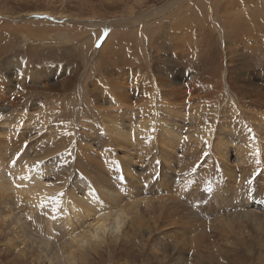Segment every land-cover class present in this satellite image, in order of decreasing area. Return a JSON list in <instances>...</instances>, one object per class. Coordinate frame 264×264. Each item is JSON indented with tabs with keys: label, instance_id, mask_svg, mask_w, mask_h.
Here are the masks:
<instances>
[{
	"label": "rangeland",
	"instance_id": "rangeland-1",
	"mask_svg": "<svg viewBox=\"0 0 264 264\" xmlns=\"http://www.w3.org/2000/svg\"><path fill=\"white\" fill-rule=\"evenodd\" d=\"M162 1L152 0L140 6L137 0H57L56 3L0 0V141L7 152H12L9 157L2 151L0 158L6 159L4 167L8 166L6 168L10 170L6 169V174L12 171L19 176V183L8 178L12 190L0 187V210L4 208L1 204L4 198L17 200L12 214L22 215L36 224L44 221L38 228L45 239H50V235L55 237L54 230L45 229L49 227L50 216V219L47 216L37 220L35 216H41L42 205L38 202L25 204L24 200L29 202L28 198L34 200L35 197L36 200L37 196L23 190L29 191L38 183L63 184V188L67 184L71 185L70 195L77 192L84 200L87 193L97 194L99 201L107 203L98 187L105 182L104 187L121 197L123 202L139 201L142 226H131L130 222L127 229L121 227L117 243L103 245L99 248L100 255L93 252L88 264H264V147L255 144L264 140V136L259 137L251 131L255 145L252 141L250 145L245 143L246 157L241 160L235 148L229 151V159L233 156L230 165L239 170L237 173L241 170L254 172L258 168L251 180L253 191L239 194L237 190L236 195L229 197L220 194L227 187L232 190L235 180L225 175L230 172L219 165L222 163L220 157L210 158L206 168H200V164L189 173L184 170L186 162L179 163L178 159L173 164L174 169L169 171L163 160L156 159L151 164L148 158L149 148L161 151V136L154 137L148 145L139 144L135 149L129 144L121 150L119 145L126 144L115 141L121 139L115 129L127 134L131 141L136 140L137 114L146 118L145 114L151 109L159 108L158 103L150 100L154 89L158 90L165 105H169L168 109L174 103L197 108L204 105L211 114L217 107V120L225 123L223 118L226 116L232 118L228 121L230 126L245 124L247 130L257 127L255 124L260 119L264 123V0H254L258 4L248 9L243 0H200L203 10H199L194 1L187 0L188 5H192L187 7V13L200 11V17L186 26L182 51L174 53L166 45L157 53L148 45L149 49L142 53L138 45L144 37L139 30L136 35L134 26L123 24V20L157 7ZM113 3H118L119 7ZM238 5L240 10L236 8ZM130 7L134 14H128ZM55 10L65 12L64 16H49V12L56 13ZM237 10L245 20L250 10L256 12L260 24L253 28L255 33L252 31L251 36L238 29L230 31L228 25L238 14ZM73 18L87 19L90 25H83ZM37 21L51 23L39 30L32 25ZM155 21L159 22L158 19ZM93 22H102L103 27L91 25ZM143 25L141 22L135 27ZM66 31L64 39L60 33ZM123 33H128V37H123ZM79 38L80 41L95 39L80 48ZM107 38L111 41L109 45ZM31 44L41 51V56L35 55L36 60L28 49ZM67 48L70 52H65ZM117 48L122 50H118L121 56L117 54L121 60L112 62L113 51ZM55 49L58 53L63 50L60 57L49 56ZM3 50L6 53L1 57ZM195 54H199L198 60L193 57ZM98 62L102 69L97 66ZM147 68L152 77H147ZM154 82L157 85L152 88ZM142 85L150 88L144 99L137 95ZM215 99L221 102L216 105ZM231 105V113L225 115L224 108H231ZM244 114L251 117L245 118ZM239 133L236 128L231 132L233 140ZM177 150L181 151L179 144ZM24 151L27 154L24 162L29 165L23 162L20 168L17 159ZM12 159L16 160L15 165L11 163ZM36 160L43 163L34 167ZM87 166L91 167V173ZM22 174L34 179L24 178ZM61 191L62 188L58 192ZM150 202L155 206L166 203L180 212L184 205L187 210L181 213L163 210L158 217L152 206L147 205ZM243 209L256 212L257 219L252 215L247 220L239 216L243 221L235 219L231 227L217 228L220 220L214 213L228 218L244 212ZM80 210L77 214L84 213ZM74 214L71 217L77 223ZM92 214L87 217L90 221L94 219ZM2 229L0 225V264H42L32 260L31 254L26 256L19 250L16 232ZM35 251L41 253L38 247Z\"/></svg>",
	"mask_w": 264,
	"mask_h": 264
},
{
	"label": "bare ground",
	"instance_id": "bare-ground-1",
	"mask_svg": "<svg viewBox=\"0 0 264 264\" xmlns=\"http://www.w3.org/2000/svg\"><path fill=\"white\" fill-rule=\"evenodd\" d=\"M55 1H57V0H46V2H49V3H54ZM66 1L70 2L71 0H66ZM151 1L152 0H137L138 5H140V6H142L143 4H146L148 2H151ZM191 1H194L195 5L198 7L199 10H203L202 2L200 0H190V2ZM243 1L245 2V6H247V9L253 7L255 5V3L258 4V2L254 1V0H243ZM72 2H73V0H72ZM162 2L163 3L157 7L154 6V7H151L149 9L143 10V12H141L140 14L136 13L138 15H136V14L134 16L131 15L127 20L126 19L123 20L124 21L123 24H125V25L129 24L131 26H134V29L136 30V35H137L138 30H139L141 32L142 36L144 37V38H142V42L140 43V46L138 45V47L142 50L141 51L142 53L146 52V50L149 49V47L154 49L155 51L157 50L158 51L157 53H159L163 50V47L165 48L166 45H168L170 47V49L172 50V52H174V53L175 52H181L183 49L184 41L186 39V35H187V34H185V33H187V32H185L186 26H189V24L192 22V20L195 19L196 17L197 18L200 17V15H199L200 11H198L194 14L189 13V12L187 13V7L188 6L192 7L191 3L188 5L187 0H163ZM64 4H66V3H64ZM112 5L119 7L118 3H116V4L113 3ZM34 6H32V7H34ZM37 7H38V5H36L35 8H37ZM39 7H41L40 4H39ZM236 8L238 10H240L239 8H241V7L238 5V6H236ZM29 12L38 13L41 11L40 10H35V11L29 10ZM130 13L134 14L131 7H130V10H128L129 15H130ZM50 14H51V17H53V18L55 15H59L58 17H62V16H64L65 12L58 10V11H56V13L49 12V16H50ZM23 17H25V16H23ZM246 18H247L246 20H248L250 22V24H249V22H246L245 16H243L238 11V14H236V17H232L231 18L232 21H231L230 25H228L230 28V31L238 29V30L244 32L246 35L251 36L254 32L253 28L258 26L260 24V22L257 20V14L254 10H250L248 16L246 15ZM155 19H158L159 22L155 21ZM73 20L81 22V23H83V25H86V24L90 25V23L87 22L88 21L87 19L73 18ZM243 20H244V23H241V21H243ZM141 22H144L143 26L135 27V25L139 26V24ZM145 22H146V24H145ZM49 23H51V22L50 21H37L36 23H32V25L35 26L36 28H39V30H41L43 28L48 27ZM99 23H100V25H99ZM155 24H157V25L155 26ZM43 25H45V27ZM91 25L101 26L103 24H102V22H96V23L93 22V23H91ZM101 27H103V26H101ZM136 28H138V29H136ZM192 30H194V29H192ZM238 30H237V32H238ZM67 33L68 32L66 31L65 33H60V34L65 39V36L67 35ZM38 34L41 35V33H38ZM99 34L100 33H98L95 38H97L99 36ZM189 34H190V32H189ZM40 35H37V37H41ZM123 35H124L123 37H125V38L128 37L127 36L128 33H125V34L123 33ZM70 37H72V36H68V38H70ZM72 38L74 39V37H72ZM109 38L111 39V35ZM109 38H107V39H109ZM137 38L139 39V36ZM80 39L81 38H79V41H80ZM94 39L91 38V39L81 40L80 41V44H81L80 48H84V46L86 47V44H88L89 41H91V40L93 42ZM110 39H109L108 43L106 42L107 45H109V43L111 42ZM104 44H105V42H104ZM104 44H103V46H104ZM148 45H149V47H148ZM102 48L103 47H101V49ZM28 49H31L32 54L31 53L30 54L33 56L34 60H36L35 55L41 56V51H39V49L37 47H35V45L31 44ZM32 49H33V51H32ZM68 50L70 52L69 48H67L65 50V52H68ZM118 50L122 51L120 48H117L113 51L115 54H114L113 59L111 60L112 62H116V60L119 58L117 56V54L120 55V53H118ZM5 53H6V51H4V50L1 51V57L4 56ZM62 53H63V50L60 51V53H58L57 50L55 49V51H52L49 53V56L60 57V55H62ZM123 55H124V53H123ZM125 56H127V55H125ZM193 57L195 59L197 58V60H198L199 54H195ZM120 58H119V60H121ZM201 62H202V60H201ZM105 63L107 64V61ZM194 63L198 65L199 61H197V62L195 61ZM103 65H104V63H103ZM97 66L100 69H102V67H103L99 62L97 64ZM147 77L148 78L152 77L149 68H147ZM222 77H224V74H222ZM222 81H223V78H222ZM156 85L157 84L155 82L152 83V88H155ZM118 89H120V88H118ZM149 89L150 88H148L147 86L142 85V88L138 89L139 92L137 95L139 96V98L144 99L145 98L144 95L147 94ZM230 96L231 95L228 94V97H230ZM150 100L153 101L154 103H158L159 105L154 104V106L157 105V106H159V108L151 109L150 113L145 114L146 118H144V115L141 113L137 114V117H136V120H137V137H136V140L134 139L135 143L133 141H131V139L127 136V134H124L121 131H116L115 128H112V130L115 129L116 134L121 136L120 137L121 139L115 140L116 143L118 144V142H119V143L126 144L124 146L119 145V148L121 150L125 146H130L129 144L132 145L133 149L139 148V144L148 145L153 140H155L156 136H161V151H157V149L149 148V152H148L149 157L148 156L147 157L149 158V162H151V164L153 162H155L156 159L163 160L164 164L167 165L166 169L171 171L174 169L173 164H176L178 162V159H179V161H180L179 163L186 162V168L184 170H185V172L187 171L189 173V172H191L192 169H193V171L196 170L198 165H200V164H201L200 168H206L207 164L209 163L210 158L217 156L218 158L220 157V159L222 161V163H219V165L224 167L225 169H227L230 172V173H227L225 175H228V177L231 176L233 181L235 180V187L232 190L229 187H227L226 190L224 191V193H222L220 195L225 196V197H229L231 195H236L238 193L237 190L240 192L239 194H242V193L247 194V193H250L251 191H253L254 187L251 184V180L253 179V176L255 175L254 173L258 168L254 172H246V170H241V173H237V171H239V170H236L235 168H233V165H230L231 164L230 160H232L233 156L231 157V159H229V157H230L229 151L231 150V148H235L236 152H237L236 154H240V160H241V158L246 157V152H244V150H243L245 148L244 147L245 143L250 145V141H252V144H254V140L251 139V134H250L251 131H255L256 135H259V137L264 136V123H263L262 119L258 120V124H255V125H257V127H252V130L251 129L247 130L245 127V124L238 125V123H237V124H231V126H230V123L228 121H230L232 118L227 119L226 116H225V118H223L224 122L227 123V126L225 125V123L217 120V119H219V116H217V112L219 111L217 109V107L214 109L215 111L211 114L207 110L204 109V105H201L200 108H197L195 106H189V104H186V105H188V106H186L183 103L182 104L181 103H174V106H172L168 109L169 105H165V103H164L165 101L160 96V93H158V90H155V89L152 91ZM215 100H216V103H215L216 105H218L217 103L221 102V100H219V99H215ZM224 109H225V115H229L231 113V110H232V105H231V108L226 107ZM137 112H139V111H137ZM241 112H240V114H241ZM254 113L256 114L255 111H254ZM15 116L18 117V114H16ZM243 116L245 118L251 117L250 114H248V115L244 114ZM123 125H125V123ZM154 127L156 128V131L155 130L152 131V129ZM161 128H162V130L158 131ZM235 128L237 129V131H240V133L238 134V137L235 138L236 140H233L231 132ZM3 144H4L3 141L2 142L0 141V152L5 151L6 154L10 157L12 152H10V150H9L10 153L7 152V148L5 149L3 147ZM178 144L181 147L180 152H178V150H177ZM255 144H258V146L264 147V140L262 139L261 141H257V142H255ZM124 149H126V147ZM124 152L126 153L127 151L124 150ZM14 154H13V156H14ZM6 156H5V158H6ZM26 156H27V154L24 151L22 153V157L17 159V164H18V166H20V168H22L23 162L26 161V159L24 158ZM9 157H7V158H9ZM0 159L2 160V164H3V162L6 161V159H4V158H3L4 160L2 158H0ZM9 161L10 160H8L7 162H9ZM28 161H29V159H28ZM26 163H25V165H26ZM35 163H37V162H35ZM27 164L29 165V162ZM237 166L242 167L240 165H237ZM6 167H8V166H6ZM6 167H4V164H3V166L0 164V187L2 186L1 188H3L4 190L11 189V186L7 182L8 178L10 180H12L13 182L19 183V181L17 180V178L19 177L18 174H15L12 171H11V173L6 174V172H5V170L7 169ZM41 167H42V165H41ZM86 168L91 173V167L87 166ZM37 169H40V168H37ZM41 170H43V169H41ZM8 171H10V170H8ZM19 172H20V169H19ZM42 173L48 174L47 172H42ZM25 176H24V178H25ZM137 176H140V174H138ZM38 177H39V175H38ZM164 177H165V175H164ZM31 178L34 179L33 177H31ZM164 179H166V178H164ZM135 180L137 181L138 178H136ZM30 181L28 180L29 183H30ZM96 181L98 183H100L98 177H96ZM171 181H172V179H171ZM37 182H39V181L37 180ZM18 183H17V186H18ZM64 184H65V182H64ZM103 184H104L103 186L98 185V187L100 188L99 193L102 192L105 195V197L108 200L107 203H105V202L103 203V202L99 201L98 198L96 197L97 194L91 195V194L87 193L86 198L84 200L81 198L80 194H77V192L74 193L73 195H70L71 185L68 186L67 184H65L64 188L62 186L63 184L60 185V184H51V183L48 185L45 183H38L34 188L31 187L32 189L30 188L29 191H26L24 189L25 187L23 188L25 190V191L23 190L24 193L26 192L28 195H31L34 193L37 196L36 200H35L36 197L34 198V200H32L31 198H28L29 202H28V200H24L25 204L38 202V204L42 205L43 210H42L41 216L40 217L35 216V217H37V220L39 218L41 219L42 217L45 218L47 216L49 218V216H50V218H51V219L49 218L50 222L47 223V224H49L48 225L49 227H48V229H47V227H45L46 230H52V231L54 230L55 231V237L50 235V239H47L48 237L45 239L42 236V233H40V232H42L41 228H38V227L42 226L40 224H43L44 221L39 222L40 224L39 223L36 224V222H31V221L27 220L26 218L22 217V215L20 216L19 214H16V213L12 214V212L14 210V204L17 203V200H13V199L11 200V199H7V198L5 199L4 198L1 201V204L4 206V208H2L0 210V225L3 226L4 230H12L13 232L17 233V236L19 237L18 240H20L19 241L20 242L19 250H21L22 253H25L26 256L28 254H31V256H33L32 260L36 259L37 262L40 261V263H42V264H88L89 261L91 260L90 258L92 256L93 252H95L97 255H100L101 253H100L99 248H103V245H105L106 243L107 244L115 243V242L117 243L118 235H119L118 233H120L119 231H120L121 227H123V228L125 227V229H127L129 227L128 223H130V222H131V226L132 225L135 227H138V226L141 227L142 226L141 220L143 218V215L140 211L139 201L133 202L131 199L130 203H125V202H123L124 200L121 197H118V195H116L112 190H108L107 188L104 187L105 185H107V183L104 182ZM27 188H29L28 183H27ZM61 188L63 189V191H61V193H59L58 191ZM101 189H103V190H101ZM87 190H86V192H87ZM56 191L59 194L52 195V193H56ZM90 191H93V189H91ZM13 192H14V190H13ZM93 192H95V191H93ZM6 193H7V191H6ZM9 196H11V195L9 194ZM22 196L23 195H21L19 197L21 198ZM23 198L24 197H22V200H23ZM165 201L167 202V198H165ZM127 202H129V201H127ZM152 202L148 203L147 205L152 206L153 211L157 212L158 217H160L161 212L163 210H169V211L174 210L175 213L180 212V211H178V208H173V207L171 208V207H169V205H166V203L163 205L168 206V207L155 206L152 204ZM181 207L184 208L183 209L184 211L187 210L186 206L182 205ZM80 209H83L82 210L84 212L83 214L81 212L77 214V212L81 211ZM21 210H22V208H21ZM179 210H180V208H179ZM183 210L181 212H183ZM243 210H244V212L241 211L239 213L231 215L228 218L226 215L221 214V216H220L217 213H214L217 216V219L220 220V224L218 223L219 226H217V228L224 230V228H226V226H230V224L233 220H235V219L240 220L241 218H239V216H241L242 218L247 220L248 217H250L252 215L257 219L256 212L251 211V209H249V210L243 209ZM91 211H92V213L94 212V215L92 213H90ZM72 214H74L77 223L73 222V219L71 217ZM91 214L94 217V219H92V221L88 220V218H87L88 216H91ZM23 215H25V212ZM193 217H194V215H193ZM46 221H49V220H46ZM46 221H45V224H46ZM51 221L53 222L52 224H51ZM185 222H189V221L185 220ZM258 224H262V223L258 222ZM97 225H102V227H98ZM34 226L38 230H36ZM50 240L51 241L54 240V241H56V243L54 241H53V243H50L51 242ZM37 247L41 249L40 254H37L36 251L33 252L35 250V248H37ZM31 262L32 261L30 260V263Z\"/></svg>",
	"mask_w": 264,
	"mask_h": 264
},
{
	"label": "snow or ice",
	"instance_id": "snow-or-ice-1",
	"mask_svg": "<svg viewBox=\"0 0 264 264\" xmlns=\"http://www.w3.org/2000/svg\"><path fill=\"white\" fill-rule=\"evenodd\" d=\"M11 163H12L13 165H15V164H16V160H12ZM42 163H43L42 161H37V163H36V165H34V167H39V165L42 164ZM29 171H31V169H30ZM25 178L31 179V176H28V177H25ZM19 186H20V185H18V187H19ZM97 226H98V227H102V225H97Z\"/></svg>",
	"mask_w": 264,
	"mask_h": 264
}]
</instances>
